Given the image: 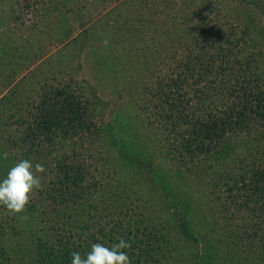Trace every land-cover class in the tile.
Segmentation results:
<instances>
[{
    "label": "trees",
    "instance_id": "16d2710c",
    "mask_svg": "<svg viewBox=\"0 0 264 264\" xmlns=\"http://www.w3.org/2000/svg\"><path fill=\"white\" fill-rule=\"evenodd\" d=\"M127 2L120 3L123 12L130 14L128 16L138 15L135 19L143 16V7ZM175 3V0H159L158 5L165 13V5L173 9ZM182 4L178 10H182ZM179 16L186 18L185 28L190 29L186 41L203 44L199 43L200 47L191 53L197 51L194 56L182 60L184 63L178 71L170 67L167 76L157 77L156 96L160 95L162 101L154 109L162 124L158 126L165 128L163 132L167 137L158 135L159 139L150 144L145 142V137L137 144V139L132 138L129 147L126 142L117 140L120 158L128 169L146 174L149 190L137 189L136 183L122 174L120 166L113 165L109 158L102 159V163L111 165L118 183L133 189L134 198L126 196L124 200V191L116 186L100 188L105 186L104 179L95 184L87 183L66 156L77 150L81 131L95 126L98 114L95 101L100 100L96 89L72 74L65 77V73L58 79L50 75L51 71L38 73L36 82L42 83L40 86L34 83L38 88L29 90L27 109L20 117L25 127L21 137L25 150L21 156L25 159L30 156L33 161L40 162L44 161L42 155L45 158L49 154L54 156L53 151H56L54 163L57 167L53 177L58 179L55 183L59 192L53 193L47 188L42 194H39L41 190L37 191L38 196L33 195L22 214L27 219L8 213L0 205V264H71L72 252L83 257L93 243L110 247L119 243L118 238L131 243V248L124 251L132 264H183L185 250L180 247L181 237L196 246L197 257H203L199 253L201 245L210 249L199 259L202 261L199 264H218L219 261L223 264H264V231L261 230L264 229V47L255 44L252 37L249 36L251 40L243 36V32L223 31L219 23L207 26L204 20ZM119 20H123L122 17ZM129 25L136 26L133 22ZM135 31L129 32L134 34ZM185 34L183 32L181 37ZM0 52L2 69L7 54L4 49ZM56 53L42 64L49 67L46 62L54 61L60 55ZM24 54L28 55L29 51ZM151 55L147 52V57L151 58L147 65L153 59ZM35 73L36 70L34 77ZM73 84H77L75 88ZM26 87L30 88L29 84ZM5 88L0 78L1 93ZM40 91L42 100L31 104L34 94ZM189 93L198 96L199 103L208 99L203 116L197 109L187 112L193 98L185 103L182 97ZM5 95L0 99V119L7 122L5 114L13 108L14 95ZM88 106L94 110L90 111ZM116 124L113 130L119 136ZM153 130L158 129L146 128L147 134ZM0 138L5 140V136ZM14 140L0 146V162L10 163L7 164L9 168L22 159L13 151ZM59 151L66 153L60 155ZM5 152L8 153L6 160L2 155ZM203 171L205 179H212L211 188L216 191V196L211 195L208 200L197 198L200 193L197 188L205 183ZM6 176L7 173L1 175L0 181ZM72 177L74 187L69 189ZM82 199L85 200L81 202ZM143 199L154 207L148 210L144 205L139 206L140 201L145 202ZM71 202L75 210L82 208L78 216L87 211L86 224L78 225V220H72L75 214H70ZM143 210L157 214L156 223L150 216L149 221ZM129 214L137 216L132 229L124 219ZM242 214L241 226L229 223V215ZM171 216L176 222L177 217L183 218H179L178 224L174 221L175 229L180 230L179 236L168 230L172 226ZM11 220L19 226L17 233L21 234L23 228L28 229L29 235L16 237L18 241L8 248L12 243L9 240L13 235L11 230L14 233L17 230L14 224H9ZM76 227L88 235L81 238Z\"/></svg>",
    "mask_w": 264,
    "mask_h": 264
},
{
    "label": "rangeland",
    "instance_id": "374dc122",
    "mask_svg": "<svg viewBox=\"0 0 264 264\" xmlns=\"http://www.w3.org/2000/svg\"><path fill=\"white\" fill-rule=\"evenodd\" d=\"M125 1L127 0H0V50L4 49L7 54L6 58H3L5 66L0 69V78H3V83L6 85L2 93L0 90V99L5 94L14 95L11 101L13 108L5 114V116L8 115V121L0 119V124L5 123L0 127V132L3 131L0 137L5 136V140L0 138V146L15 138L16 145L13 146V151L18 158L25 159L21 156L25 150L21 141L25 127L20 117L27 109L26 98H28L29 90L37 87L34 83L41 85L42 82H36V79L42 72L51 71L50 75H55L58 79H62L60 77L65 73V77L72 74L77 80H84L90 87L96 89V96H99L100 102L95 101L98 113L95 116V126L90 125L88 129L81 131L82 137L78 139L77 150L66 156L69 162L74 164L75 171L79 170L87 183L95 184L104 179L105 186L100 188L119 187L124 191V200L126 196L134 198L133 189L124 188L118 183L116 174L110 168L111 165L108 162V166L102 163V159L109 158L113 165L120 166L122 174L125 178L133 180L137 189L144 192L149 190L146 186V174L136 172L132 168L128 169L124 159L120 158L117 140L126 142L129 147L132 138L137 139L135 142L137 144L141 137H145V142L150 144L164 135L165 128L158 126V123L162 124L158 121L157 110L154 109L162 101L160 95L156 96L157 77L167 76L168 71H171L170 67L178 71L185 59L196 54L197 51L191 55L196 48L200 47L199 43L203 44V42L197 44H193V41L187 42L190 29L185 28L187 23L183 21L186 18H181L179 15L204 20L207 26L214 25L215 22L219 23V28L227 33L234 30L243 32V36L249 39L252 37L255 44L264 47V0H175L173 9L171 5H165V13L158 5L159 0H128L127 3L133 2V6L144 9L143 16L137 19L135 17L138 15L128 16L130 14L123 12V6L120 3ZM180 3H183L182 10H178ZM148 4L152 7L147 6ZM121 17L123 20H119ZM131 22L136 26L129 25ZM135 29L134 34L129 32ZM183 32L187 34L181 37ZM62 47L64 50L59 51ZM25 51H29V54H24ZM147 52H151L153 58L149 65L147 61L151 58L147 57ZM53 53L60 55L54 61L47 60L49 67H46L45 63H42ZM0 60L2 61L1 52ZM23 60L28 61L29 64L26 65ZM35 70L36 77L33 76ZM7 72H11L10 75H7ZM27 84L30 88L26 87ZM76 85L73 84L72 88ZM11 89L12 91L9 92ZM43 93L46 92L43 91ZM42 95L41 91L39 94H34L31 104L33 101L35 105L38 104L42 100ZM182 98L185 103L193 98L190 107L186 108L187 112L197 109L200 116L204 115L203 110L207 109L208 99H203L199 103V98L194 93L184 95ZM88 108L90 111L94 110L90 106ZM116 122L119 136L116 135V130H113ZM148 126L152 129L156 127L158 130L147 134ZM9 129L10 132H8ZM164 137H167L166 134ZM34 151H37V147H34ZM53 153L54 156L49 154L46 158L42 155L44 161L40 162L45 167L48 164V167L43 174V188L39 194L44 193V188L53 190V193L59 192L58 185L55 183L58 179L53 177L57 167L54 163L57 152L53 151ZM59 153L61 155L66 152L59 151ZM29 157L28 159L33 163L39 162ZM7 164L0 162V177L13 166L9 168ZM167 169H169L168 164ZM203 178L205 183L203 187L197 188L200 192L197 198L201 200L203 197L208 200L211 195L216 196V191L211 188L212 179L208 177L205 179L204 171ZM72 180L73 177L68 184L69 189L74 187ZM96 190H92L91 193ZM35 196L38 195L35 193ZM112 197L113 200L117 199L114 195ZM77 199L75 198V201ZM84 200L82 199L81 202ZM72 202L70 214H75L72 220L74 222L78 220V225L86 224L84 221L88 220L87 211L83 216H78V214L81 215L82 208L77 207L75 210L76 206ZM140 202L141 204L138 203V205H144L148 210L154 207L146 201ZM179 214L183 215L180 212ZM135 216L129 214L124 218L131 229L134 227ZM149 216L154 220L157 214L146 212V217L151 221ZM171 217L172 226H169L168 230L171 234L179 236L180 230H176L175 226L179 223V218L180 220L183 218L177 217L176 222L173 219L174 216ZM228 217L229 223L234 226L243 224L244 214ZM9 224H14L17 230L15 233L11 230L13 235L9 240L12 243L8 248L18 241L16 237L29 235L28 229L23 228H21V234L17 233L19 226L13 220L9 221ZM230 228H232L231 225ZM80 229L76 227V232L81 238H85L88 234ZM261 230L264 231V229ZM180 239V247L185 250L183 264H199L202 262H199V259H203L209 253L207 250L210 249L201 245L199 253L203 257H197L196 246L183 241L182 237ZM240 240H243L241 236ZM218 264L223 262L219 261Z\"/></svg>",
    "mask_w": 264,
    "mask_h": 264
},
{
    "label": "clouds",
    "instance_id": "9594fccd",
    "mask_svg": "<svg viewBox=\"0 0 264 264\" xmlns=\"http://www.w3.org/2000/svg\"><path fill=\"white\" fill-rule=\"evenodd\" d=\"M3 159H8V153L2 154ZM46 173L43 163H33L29 159H21L15 163L5 179L0 181V205L4 206L8 213L19 215L23 219L33 195L42 190V178ZM119 243L110 247L102 243H93L91 250L86 256L78 252L71 253V264H132V261L125 249L131 248V243L124 238H118Z\"/></svg>",
    "mask_w": 264,
    "mask_h": 264
}]
</instances>
